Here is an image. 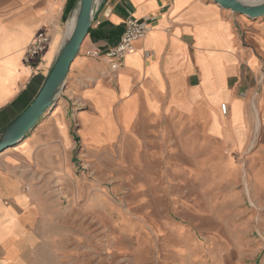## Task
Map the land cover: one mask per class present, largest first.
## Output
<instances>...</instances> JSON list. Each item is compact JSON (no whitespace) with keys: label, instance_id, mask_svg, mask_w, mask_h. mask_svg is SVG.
Instances as JSON below:
<instances>
[{"label":"crops","instance_id":"crops-1","mask_svg":"<svg viewBox=\"0 0 264 264\" xmlns=\"http://www.w3.org/2000/svg\"><path fill=\"white\" fill-rule=\"evenodd\" d=\"M75 2L0 0V134L41 88ZM129 15L151 19V30L134 43L109 82L102 77L106 61L86 53L116 44ZM91 30L54 108L22 142L0 153V264H25L37 238L34 228L57 205L60 180L67 188L72 182L80 105L89 115L94 100L99 108L111 107L121 134L117 112L130 100L135 119L129 135L141 144L151 135L169 146L173 136L179 148L198 147L200 130L214 132L223 125L244 146L254 100L264 130V87L253 98L255 79L264 71V19L248 20L210 0H103ZM38 32H47L50 42L38 59L26 63L25 50ZM220 104L227 106L223 118L233 117L231 124L219 117Z\"/></svg>","mask_w":264,"mask_h":264},{"label":"rangeland","instance_id":"rangeland-1","mask_svg":"<svg viewBox=\"0 0 264 264\" xmlns=\"http://www.w3.org/2000/svg\"><path fill=\"white\" fill-rule=\"evenodd\" d=\"M256 79L254 99L264 87ZM254 101L244 146L221 125L181 148L173 136L169 146L151 135L133 141L130 100L117 112L121 134L111 107L94 100L89 115L80 105L72 182L60 180L25 264H264V130Z\"/></svg>","mask_w":264,"mask_h":264},{"label":"water","instance_id":"water-1","mask_svg":"<svg viewBox=\"0 0 264 264\" xmlns=\"http://www.w3.org/2000/svg\"><path fill=\"white\" fill-rule=\"evenodd\" d=\"M210 1L224 10L251 21L264 19V0ZM101 3L102 1L99 3L98 0H76L71 14L76 16L74 28L69 35L66 33V39H63L64 42L62 41L56 59L32 102L0 134V153L22 142L40 120L54 108L60 93L64 90L71 64L88 36Z\"/></svg>","mask_w":264,"mask_h":264},{"label":"built area","instance_id":"built-area-1","mask_svg":"<svg viewBox=\"0 0 264 264\" xmlns=\"http://www.w3.org/2000/svg\"><path fill=\"white\" fill-rule=\"evenodd\" d=\"M67 2L68 0H58ZM103 0H98L100 3ZM151 19H138L129 15L123 26V31L112 47L105 52L88 51L86 56L105 60L108 65V70L102 73V77L109 82H113L118 70L122 67L125 57L133 51L134 43L145 38L151 30ZM50 42V35L47 32H38L25 50L24 62L31 63L38 59L47 48ZM256 82L264 83V71L258 76ZM227 106L221 105V113L223 116L227 114Z\"/></svg>","mask_w":264,"mask_h":264},{"label":"bare ground","instance_id":"bare-ground-1","mask_svg":"<svg viewBox=\"0 0 264 264\" xmlns=\"http://www.w3.org/2000/svg\"><path fill=\"white\" fill-rule=\"evenodd\" d=\"M75 21H76V16H75V14L71 17V19H70V21L68 22V26L66 25V27L68 28L67 29V34L69 35L71 32H72V30H73V28H74V25H75ZM77 58V57H76ZM220 96V95H219ZM214 97V96H213ZM212 98V97H211ZM220 100V99H219ZM215 101V100H214ZM221 105L222 104H220V112H221ZM108 111V110H107ZM106 112V111H105ZM109 112V111H108ZM107 113V112H106ZM221 115H222V113H221ZM113 116V115H112ZM223 116V115H222ZM228 116V115H227ZM227 116H223V117H227ZM95 117V116H94ZM109 117V116H108ZM205 118H206V115L204 116ZM203 117V118H204ZM217 118V117H216ZM108 119V118H107ZM110 119V118H109ZM109 121V120H108ZM207 121V120H206ZM217 121V120H216ZM219 121V120H218ZM112 123V122H111ZM206 123V122H205ZM111 125V124H110ZM211 127V126H210ZM106 130H107V128H106ZM222 130V129H221ZM224 130V129H223ZM208 131V130H207ZM217 131V130H216ZM225 131V130H224ZM94 132V131H93ZM218 132V131H217ZM115 133V132H114ZM201 133V132H200ZM213 133V132H212ZM222 134V133H221ZM218 135V134H217ZM115 136V135H114ZM206 136V135H205ZM219 136V135H218ZM223 136V135H222ZM89 137V136H88ZM207 137V136H206ZM208 138V137H207ZM223 138V137H222ZM115 139V138H114ZM212 139V138H211ZM89 140H90V138H89ZM94 140V139H93ZM91 142H93V141H91ZM95 142H96V140H95ZM94 142V143H95ZM220 142V141H219ZM97 143V142H96ZM109 143V142H108ZM223 143V142H222ZM94 145V144H93ZM103 146V145H102ZM92 147V146H91ZM104 148H105V146H104ZM188 148V147H187ZM214 148H216V147H214ZM226 148V147H225ZM98 149V148H97ZM223 150V149H222ZM111 151H112V149H111ZM212 151V150H211ZM98 153V152H97ZM233 170V169H232ZM228 172V171H227ZM231 173V172H230Z\"/></svg>","mask_w":264,"mask_h":264},{"label":"trees","instance_id":"trees-1","mask_svg":"<svg viewBox=\"0 0 264 264\" xmlns=\"http://www.w3.org/2000/svg\"><path fill=\"white\" fill-rule=\"evenodd\" d=\"M89 34L90 35H93V31L91 29L89 30Z\"/></svg>","mask_w":264,"mask_h":264}]
</instances>
